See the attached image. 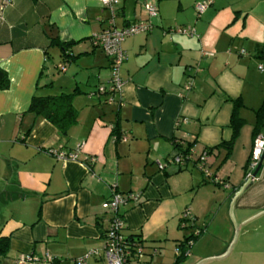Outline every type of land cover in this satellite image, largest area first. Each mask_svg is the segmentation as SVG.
<instances>
[{
	"label": "crops",
	"instance_id": "crops-1",
	"mask_svg": "<svg viewBox=\"0 0 264 264\" xmlns=\"http://www.w3.org/2000/svg\"><path fill=\"white\" fill-rule=\"evenodd\" d=\"M202 1L209 3L198 14ZM145 3L155 4L158 17L148 31L124 38L122 90L111 104L96 93L111 75L110 58L91 41L107 27L99 0H10L3 7L0 68L9 86L0 90V236L8 248L0 259L7 264L24 253L74 264L100 248L112 185L137 196L119 207L124 234L158 247L157 264H173L175 248L196 229L181 264H264V162L235 197L246 180L254 110L264 101V0H117L116 28L147 20ZM54 41L73 43L70 57ZM76 88L77 122L65 138L42 118L23 138L33 122L26 113L32 96ZM238 98L244 124L228 153L220 144L232 137ZM176 144H192L185 163L158 170L157 162L179 151ZM78 146L75 160L47 152ZM204 152L210 178L197 166ZM185 209L193 228L179 227ZM169 247L171 256L164 254ZM205 258L216 259L198 263ZM91 259L103 263L91 257L87 264Z\"/></svg>",
	"mask_w": 264,
	"mask_h": 264
},
{
	"label": "built area",
	"instance_id": "built-area-1",
	"mask_svg": "<svg viewBox=\"0 0 264 264\" xmlns=\"http://www.w3.org/2000/svg\"><path fill=\"white\" fill-rule=\"evenodd\" d=\"M10 0H3L0 8V20L2 19V9ZM100 6L103 10L108 12L107 27L98 34L92 36L91 41L94 46L99 47L107 57L111 60V75L107 86L100 85L96 88V93L104 95L106 103L114 102V96L120 95L122 90V81L119 76V70L126 59V53L122 48V42L127 36H131L140 32H146L152 27V19L158 17V10L155 4L145 3L144 7L148 13L147 20H138L130 22L122 28H116L114 18L116 15L117 0H99ZM208 1L197 3L195 8L198 14L203 12L208 5ZM176 29V28H175ZM177 32L186 35H193V30L176 29ZM209 54V53H207ZM261 69V66H259ZM60 69L64 67L60 66ZM189 89V85L184 87ZM178 123V121L176 122ZM123 138V137H122ZM121 138V139H122ZM80 151L78 146L72 152H64L61 150L49 149L47 152L62 160H75ZM264 155V135L257 134L252 143L250 153V161L246 171V179L252 175L257 165ZM187 156H183L182 152L170 156L164 163L157 162L158 170L162 171L167 168V165H182L185 163ZM208 155L206 152L202 153L197 161L198 168L202 171L205 177H211L212 173L208 170L207 165ZM92 161V160H91ZM255 177L253 178V180ZM137 196L128 192L121 194L116 191L115 185H112L110 197L104 202V208L109 214V223L106 233L103 238V244L100 248H91L82 256L75 258L74 264H87L91 257H97L103 261V264H155L153 259L159 254V248L156 246L147 247L141 238L129 237L124 234V220L119 213V207L125 204L128 200H134ZM195 217L188 209H185L180 217V229L187 228V224L194 225ZM199 230H194V235H197ZM175 256L179 254L177 248L174 250ZM53 257L48 253L38 257L34 254L24 253L20 254L14 259V264H50Z\"/></svg>",
	"mask_w": 264,
	"mask_h": 264
},
{
	"label": "trees",
	"instance_id": "trees-1",
	"mask_svg": "<svg viewBox=\"0 0 264 264\" xmlns=\"http://www.w3.org/2000/svg\"><path fill=\"white\" fill-rule=\"evenodd\" d=\"M54 42L56 45H58L61 48L62 55L64 56V58L70 57L67 51L69 50L68 48L73 45V43L61 44L58 41H54ZM57 68L60 69V66H57ZM8 86H9V79L7 73L5 70L0 68V90L7 89ZM77 92L78 90L76 88L69 93H61L58 95H48V96H38V95L32 96L26 113L32 115L33 122L23 132V138L25 137V135L29 133L35 120L39 118L49 121L52 125L56 127L58 134L60 135V138H65L67 136L69 129L77 122L78 113L77 110L72 105V98ZM104 103H106V100ZM241 106L242 104L239 98L233 100V110L230 117V127L232 130V137L229 141L222 142L220 144L221 146L226 147L228 153L232 149L234 143L233 139L237 136L240 127L244 124V119L238 114V111ZM254 115H255V119L252 125L253 139L257 134H259L262 126H264V101H262L260 106L254 110ZM111 134L115 137L116 141L121 138V132L117 121L113 122L112 124ZM191 146L192 144H188L184 148H181L179 144L175 145V147L178 148L179 152L183 153V156H187V153L189 152ZM249 161H250V155L246 164L245 171H247ZM106 230L107 228L102 232L103 238L106 233ZM199 233L200 231L198 232L197 235H193L190 238H186L185 242L184 241L181 242L180 246L177 247L179 254L176 255L175 262L173 264H181L184 261V259L188 254L192 241L199 235ZM129 237L139 238L138 236H131V235ZM7 248H8L7 238L0 236V256L6 254Z\"/></svg>",
	"mask_w": 264,
	"mask_h": 264
},
{
	"label": "water",
	"instance_id": "water-1",
	"mask_svg": "<svg viewBox=\"0 0 264 264\" xmlns=\"http://www.w3.org/2000/svg\"><path fill=\"white\" fill-rule=\"evenodd\" d=\"M262 162H264V155H262V159L261 161L259 162V164L257 165V167L255 168V170L252 172V175L250 177H248L244 183L242 184V186L238 189V191L235 193V197H238L249 185L250 183L253 181V178L256 176L257 172L259 171L261 165H262ZM194 225H190V226H187V228H193ZM194 235V230L192 232H189L186 237L183 238L182 241L185 242V239L186 238H190ZM181 241V242H182ZM213 259H216V258H205V259H202L201 261H199L198 263H204V262H207V261H210V260H213Z\"/></svg>",
	"mask_w": 264,
	"mask_h": 264
},
{
	"label": "rangeland",
	"instance_id": "rangeland-1",
	"mask_svg": "<svg viewBox=\"0 0 264 264\" xmlns=\"http://www.w3.org/2000/svg\"><path fill=\"white\" fill-rule=\"evenodd\" d=\"M52 53V55H53V60H55V62L57 61L56 60V58H55V56H54V54H53V52H51ZM48 67L49 68H52L53 67V64H52V61H50L49 63H48ZM53 72H54V68H53ZM0 188H1V182H0ZM91 249V248H90ZM87 252V251H86ZM165 253H167V255H169V256H171L172 255V248H166V249H164V254ZM44 255V254H43ZM158 256V255H157ZM156 256V258L158 259V257ZM0 261H1V263L2 264H7V259H5V258H1L0 259ZM91 262H93V264H103V263H101V262H95L93 259H91V260H89V263L88 264H91ZM103 262V261H102ZM153 263H155V264H157L155 261L153 262ZM166 264V263H165Z\"/></svg>",
	"mask_w": 264,
	"mask_h": 264
},
{
	"label": "bare ground",
	"instance_id": "bare-ground-1",
	"mask_svg": "<svg viewBox=\"0 0 264 264\" xmlns=\"http://www.w3.org/2000/svg\"><path fill=\"white\" fill-rule=\"evenodd\" d=\"M175 256V255H174Z\"/></svg>",
	"mask_w": 264,
	"mask_h": 264
}]
</instances>
